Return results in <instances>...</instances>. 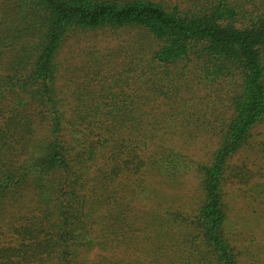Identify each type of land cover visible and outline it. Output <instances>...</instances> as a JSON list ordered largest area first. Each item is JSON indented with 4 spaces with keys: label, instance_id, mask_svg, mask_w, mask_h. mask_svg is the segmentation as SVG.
Here are the masks:
<instances>
[{
    "label": "trees",
    "instance_id": "16d2710c",
    "mask_svg": "<svg viewBox=\"0 0 264 264\" xmlns=\"http://www.w3.org/2000/svg\"><path fill=\"white\" fill-rule=\"evenodd\" d=\"M100 30L138 46L63 93L67 41ZM262 126L264 0H0V264H239L224 184ZM189 173L190 212L149 185Z\"/></svg>",
    "mask_w": 264,
    "mask_h": 264
},
{
    "label": "rangeland",
    "instance_id": "374dc122",
    "mask_svg": "<svg viewBox=\"0 0 264 264\" xmlns=\"http://www.w3.org/2000/svg\"><path fill=\"white\" fill-rule=\"evenodd\" d=\"M161 2L166 6L183 5L188 0H152ZM132 34L122 31L100 30L93 33L78 35L73 41H67L62 51V60L67 64L68 72L66 77L73 82L64 83L63 93L66 89L71 88L74 84L82 82V76L85 70L81 67L90 56L107 57L116 59L124 52H129L138 45L132 43ZM132 40V41H131ZM128 47V48H127ZM120 53H119V52ZM97 53V54H92ZM122 57L121 59H123ZM98 82L101 79L98 78ZM97 88L98 84H94ZM69 93V92H66ZM65 93V94H66ZM255 140V141H254ZM254 140L251 141V149L240 151L230 161L227 170V181L224 188V202L227 205L228 233H230L233 243L240 250L241 243L247 249L243 251L239 264H252L253 258L257 255L255 246L248 244L250 239H255V243L261 242L264 237V210H260L262 205V193H264V158L260 160L261 153L259 142L264 140V126L260 127L255 134ZM180 148V146H178ZM212 145L208 138H201L195 144L187 147L189 152L185 154L190 159L204 161L211 152ZM186 148L182 146L181 149ZM198 181L194 174H187L180 182L173 184L163 183L158 179L150 181L152 189H158L167 197L176 199V205L186 211L194 210L198 197ZM256 214H261V220L256 223L254 220ZM256 235V236H255ZM251 247V248H250ZM254 248V251H253ZM249 249L251 254H249ZM241 257V258H242ZM247 257V258H246Z\"/></svg>",
    "mask_w": 264,
    "mask_h": 264
}]
</instances>
